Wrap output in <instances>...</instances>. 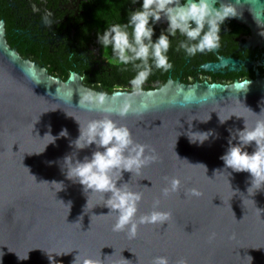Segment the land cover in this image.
I'll return each mask as SVG.
<instances>
[{"label": "water", "instance_id": "obj_1", "mask_svg": "<svg viewBox=\"0 0 264 264\" xmlns=\"http://www.w3.org/2000/svg\"><path fill=\"white\" fill-rule=\"evenodd\" d=\"M241 1L255 10L264 6V0ZM89 92L104 94L99 108L81 106ZM262 109L264 80L168 83L139 93L91 90L73 74L61 81L10 48L0 21V264H74L76 256L77 264L86 258L151 264L157 256L169 264H264V188L247 191L250 175L225 169L220 159L245 122L251 128L264 119ZM104 117L126 126L135 143L148 146L146 155L154 150L158 157L139 175L113 174L117 187L127 184L143 194L137 220L153 211L157 199V210L171 213L164 224L139 225L135 238L127 229L113 231L116 213L105 207L108 194L85 193L66 178L64 157L82 161L97 150L74 147L79 125ZM65 129L67 137H60ZM189 131L213 135L193 143ZM172 178L180 180L179 190L165 197ZM192 189L201 195H191Z\"/></svg>", "mask_w": 264, "mask_h": 264}, {"label": "clouds", "instance_id": "obj_2", "mask_svg": "<svg viewBox=\"0 0 264 264\" xmlns=\"http://www.w3.org/2000/svg\"><path fill=\"white\" fill-rule=\"evenodd\" d=\"M136 2L137 0H132V4ZM162 18L166 19L168 27L153 42L152 25ZM232 18H239L232 3H222L217 8L213 7L209 0H185L183 4L180 0H142L141 7L129 13L126 23H115L105 28L102 33L98 32L97 41L102 49L111 47L113 65H132L136 75L131 79L130 85L135 93H139L151 75L153 66L164 72L172 69L173 65L167 55L170 36L175 37L179 33L186 37L177 51L183 49L188 57L206 51L211 52L221 46V27L227 19ZM150 60L152 64L149 63ZM103 100V93L89 92L81 100V106L94 110L100 107ZM127 111L125 107L119 114L124 116ZM261 112H264V109ZM67 135L66 129L59 133L60 137ZM179 135L180 133L177 132V136ZM187 135L190 142L203 144L213 133L189 131ZM47 136L51 137L50 143H53L55 138L51 135ZM237 137L238 141L233 145L232 141ZM72 143L77 150L85 149L90 145L96 146L97 150L91 157H85L82 161L74 160L72 156L64 157V167L67 166L66 178L79 183L85 193H98L102 198L105 194L109 195V198L104 200L109 214L116 213L113 231L121 232L127 229L129 238H135L139 225L164 224L170 220V212L157 210L159 199L154 200L153 211L141 215L137 220L138 205L143 194L130 190L127 184L117 187L118 180L113 179L114 173L120 177L122 172L139 175L142 168L158 159L154 150H151V155H146L148 146L135 143L126 126L117 125L108 117L91 120L83 127L79 125V136ZM252 144L255 145V149L249 154L245 149ZM228 145L226 153L220 157L225 169H231L236 173H248L251 181L247 191L264 188V119L257 120L255 126L251 128L245 122L244 130L232 136ZM200 166L205 169L203 165ZM33 179L35 181L34 177ZM179 187L180 180L172 178L169 180V186L162 190V195L167 197L170 193L177 192ZM190 194L197 197L201 195L196 189L190 190ZM65 206L70 208L71 204ZM49 260H52L51 256ZM74 264H77V256ZM82 264H99V262L86 258ZM151 264H169V261L167 257L157 256L153 258ZM176 264H187V262L180 259Z\"/></svg>", "mask_w": 264, "mask_h": 264}, {"label": "flooded vegetation", "instance_id": "obj_3", "mask_svg": "<svg viewBox=\"0 0 264 264\" xmlns=\"http://www.w3.org/2000/svg\"><path fill=\"white\" fill-rule=\"evenodd\" d=\"M209 2L217 8L232 3L239 16L222 25L221 46L188 57L183 49L177 51L186 37L170 36L167 55L172 69L164 72L153 66L141 91L158 90L168 83L231 86L264 80V6L255 10L241 0ZM141 5L142 0L135 4L132 0H0V21L6 44L48 75L65 81L73 74L82 86L106 93L134 92L130 81L136 71L132 65H113L111 47L102 49L97 33L126 23L129 13ZM152 27L155 42L168 24L162 18Z\"/></svg>", "mask_w": 264, "mask_h": 264}]
</instances>
